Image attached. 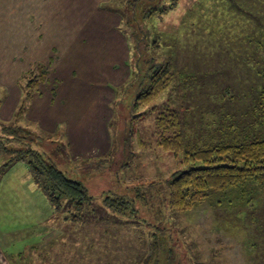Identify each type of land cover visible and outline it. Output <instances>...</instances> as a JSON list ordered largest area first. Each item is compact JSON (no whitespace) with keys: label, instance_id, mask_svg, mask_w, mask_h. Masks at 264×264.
I'll use <instances>...</instances> for the list:
<instances>
[{"label":"rangeland","instance_id":"rangeland-1","mask_svg":"<svg viewBox=\"0 0 264 264\" xmlns=\"http://www.w3.org/2000/svg\"><path fill=\"white\" fill-rule=\"evenodd\" d=\"M127 1L0 2V63L10 67L15 59L29 71L46 57L53 62L45 63L47 76L19 124L40 136V143H32L35 149L53 153L56 146L47 137L65 145L53 162L67 178L87 184L96 199L79 214L64 205L53 209L26 165L15 164L0 178V230L12 236L5 247L9 241L0 232L5 264H264V186L244 182L209 192L189 211L173 212L167 178L192 166L157 145L155 126L167 105L178 114L185 151L253 139L258 129L253 106L261 102L258 91L264 86L253 66L256 55L253 60L237 52L229 34L221 33L228 26V14L218 15L222 0H177L169 14L145 25L141 6L135 13L139 23L130 20ZM235 1L254 15L264 10L253 4L257 0ZM147 63H169L174 80L147 106L133 108L146 86ZM15 82L19 89L25 79L18 76ZM8 93L0 87L4 98ZM37 102L49 103L48 112L59 104L64 122L53 130L29 120L30 105ZM110 114L108 152L84 158L71 154V143L84 132L105 135ZM135 186L144 200L134 193ZM104 190L136 196V217L110 210L108 217L100 204ZM39 228L50 234L29 235L41 233ZM42 238L51 240L44 255L42 248L29 252V245H41Z\"/></svg>","mask_w":264,"mask_h":264},{"label":"trees","instance_id":"trees-1","mask_svg":"<svg viewBox=\"0 0 264 264\" xmlns=\"http://www.w3.org/2000/svg\"><path fill=\"white\" fill-rule=\"evenodd\" d=\"M227 1L219 2L218 15L228 14L225 16L228 26H223L221 33L229 34L237 52L240 50L242 53H247L253 60V55H256V64L253 63V66L257 65L259 75L264 82V10L254 15L248 6L239 5L235 0H232L234 4L229 6ZM175 2L177 0L166 5L164 0H128L125 6L132 7L131 11L130 9L126 11L130 13V20L137 23L139 20L135 13L137 7L141 6L138 12L141 13L140 19L145 25L147 21H156V19L159 21L163 15L169 14L167 11H172L177 6ZM256 3L264 7V0H257L253 4ZM146 6H150V9ZM234 6H236L235 10ZM154 12L157 13L155 17H153ZM118 16L121 22L123 16ZM146 66L148 67L145 74L146 86L136 94L133 108L147 106L168 89L174 80V73L169 63L155 65L147 63ZM47 73L45 66L33 63L29 71L20 75V78L25 79L24 85H19L21 98L11 120L9 122L0 120V162L2 161L0 178L4 177L15 164L23 163L33 183L47 198L53 209H61L64 205L79 214L94 197L81 182L67 178L53 162L52 156H57L60 151L65 152L66 146L59 143L58 139L53 141L47 137L46 139L49 138L51 144L56 146L53 153L48 154L42 149H35L32 143L34 141L40 143V136H34L25 126L19 124L27 113L36 86L45 79ZM258 93L261 102L253 106L257 119L255 124L258 127L256 135L253 139L245 140L247 139L245 138L244 141L239 140L237 144L232 145L220 143L207 147L194 146L185 151L180 135L178 114L167 105L163 106L155 118L157 145L164 152L174 156L182 155L183 162L192 166L184 171L175 170L167 178V203L170 210L189 211L209 192L226 190L244 182H255L264 186V86ZM3 99V94H0V105ZM238 135H241L240 132ZM136 196L144 200L141 194ZM136 196L134 199H129L106 192L103 195L102 206L115 214L133 218L137 213L133 204L134 200H137Z\"/></svg>","mask_w":264,"mask_h":264},{"label":"crops","instance_id":"crops-1","mask_svg":"<svg viewBox=\"0 0 264 264\" xmlns=\"http://www.w3.org/2000/svg\"><path fill=\"white\" fill-rule=\"evenodd\" d=\"M0 2H3V4H5V0H0ZM6 2H7V0H6ZM102 4L103 3H101L100 5H102ZM45 7H47V5H45ZM111 13H113V12H111ZM116 20L117 19H115L114 22H116ZM46 58L47 59L44 58L42 60L44 62V64L47 62L50 64V66H53V62L50 61V57H46ZM21 59H23V58H21ZM14 60L15 59H12L13 63H12V65H10V67L3 66L0 63V87L4 91L6 90L7 93H8V91H7L8 88L10 90V93H8L6 95V97L3 99V102L0 105V120L2 122H8L11 120L13 113L17 107L18 101H19L20 89L15 88V85H16L15 79L18 76L25 73L26 71H28V69H25L24 67H19L17 63H14ZM43 62H41L42 65H43ZM36 63L40 64L38 61ZM45 67H46V64H45ZM18 72H19V75H18ZM13 85H14V87H13ZM48 106H49V103H40V102L31 103L30 108H29V120L34 121L37 124L41 125L42 128H49V125H52L51 127H53L52 129L54 130L56 124L64 122V121H60L62 110L60 109L59 104L54 103V106L52 108L53 110H50V112H48L47 111ZM110 118H111V114L109 115L108 118L105 119V122H104V124H105V135L101 134L99 136V135H94V133H92V132H90L88 134L86 132H84L83 134L80 135L81 136L80 141L74 140L73 143H71V154H73L74 156H77V157L79 156V157L84 158V157L102 155V154H105L106 152H108V150L110 148V141H109L110 139H109V135L107 133L106 124L108 123ZM70 122H72L74 125H76L75 122H73V121H70ZM80 123H83L82 120L80 121ZM97 150L100 151L99 152L100 154L94 153ZM90 183H91V186H94V184H95L93 182V180H91ZM86 185H84V186L89 193L88 185L87 186ZM138 191H139L138 186H135L134 187V193H136V195H138ZM103 192L105 194L106 192H109V190H107V191L104 190ZM118 196H121V195H118ZM102 199L100 200L101 206H102ZM93 202L96 203V199L91 200L89 203L91 204ZM102 207L105 208L104 206H102ZM105 212H107L106 213L107 216L110 217V215H109L110 212L108 211L107 208L105 209ZM136 215H137V213H136ZM136 215H135V217H136ZM122 217L125 218L126 216H122ZM33 228H34L33 225H31V227L29 228V232ZM43 229L44 228H39V230H42L41 233L39 231L38 233H31L29 235L32 237L33 236H43L47 232L46 230H43ZM34 231L36 232L37 229ZM50 231H52V230H50ZM0 232L2 233L1 230H0ZM46 234H50V233H46ZM2 235L5 236L7 238V240L9 241V243H8L9 245H6L5 247H10L11 243H12V236L8 233H6V234L2 233ZM15 241H17V240H15ZM50 241L51 240H48L47 242L49 243ZM37 242H38L37 244H39L40 242L42 244L41 245H33V244L29 245V252H36V251H38L37 249L42 248L40 251L44 255V253L46 252L44 249L46 247V244H48V243H45V240L43 241V238L38 240ZM2 248H3V244L1 243V238H0V264H3V263L5 264V257H3ZM56 254L58 255L60 253H56Z\"/></svg>","mask_w":264,"mask_h":264}]
</instances>
